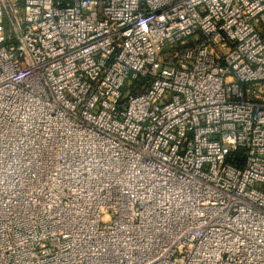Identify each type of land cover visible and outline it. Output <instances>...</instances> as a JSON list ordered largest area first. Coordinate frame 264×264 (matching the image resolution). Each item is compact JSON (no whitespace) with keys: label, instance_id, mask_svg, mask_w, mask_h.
Listing matches in <instances>:
<instances>
[{"label":"built area","instance_id":"built-area-1","mask_svg":"<svg viewBox=\"0 0 264 264\" xmlns=\"http://www.w3.org/2000/svg\"><path fill=\"white\" fill-rule=\"evenodd\" d=\"M0 264H264V0H0Z\"/></svg>","mask_w":264,"mask_h":264}]
</instances>
